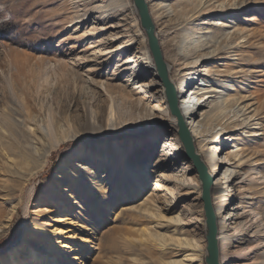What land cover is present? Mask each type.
I'll use <instances>...</instances> for the list:
<instances>
[{
    "label": "rangeland",
    "instance_id": "obj_1",
    "mask_svg": "<svg viewBox=\"0 0 264 264\" xmlns=\"http://www.w3.org/2000/svg\"><path fill=\"white\" fill-rule=\"evenodd\" d=\"M147 1L198 154L212 170L218 140L226 158L211 186L220 264H264V0ZM146 50L133 0H0V112L14 121H0V259L207 264L203 184Z\"/></svg>",
    "mask_w": 264,
    "mask_h": 264
},
{
    "label": "water",
    "instance_id": "obj_2",
    "mask_svg": "<svg viewBox=\"0 0 264 264\" xmlns=\"http://www.w3.org/2000/svg\"><path fill=\"white\" fill-rule=\"evenodd\" d=\"M133 2L139 14L141 26L146 31L149 48L152 52L159 77L166 88V95L172 115L178 120L179 138L185 148L187 157L193 162L203 184V200L205 203L208 230V256L206 258V262L207 264H220L219 228L210 192L213 179L209 175L208 168L202 161L201 156L196 151L193 136L187 128V125L181 114L179 108V99L177 97L174 84L169 79L168 65L163 57L159 38L156 34V27L149 10V4L147 0H133Z\"/></svg>",
    "mask_w": 264,
    "mask_h": 264
},
{
    "label": "bare ground",
    "instance_id": "obj_3",
    "mask_svg": "<svg viewBox=\"0 0 264 264\" xmlns=\"http://www.w3.org/2000/svg\"><path fill=\"white\" fill-rule=\"evenodd\" d=\"M148 2V1H147ZM199 4H200V2L197 0V1H193V6L192 7H194V8H196L197 6H199ZM150 8V7H149ZM185 9H186V7H183V9H182V14L183 13H187L186 11H185ZM150 10V9H149ZM185 11V12H184ZM151 13V12H150ZM80 19H77V22L79 21ZM105 51H106V54H109L110 53V51H109V49H105ZM193 54H195L196 56H195V59H199L200 57H202V56H206L207 55V53H205V54H200V52L198 51V52H196V51H194L193 52ZM145 55L147 56L146 57V59H151L152 58V55H151V53H150V51L149 50H146L145 51ZM126 62H132V59H131V57H127L126 59H124ZM196 66H198V68L200 69V67L202 66L201 64H197ZM173 69V67L171 68V65H169L168 64V73H169V79L172 81L173 80V76H171V70ZM185 74H187V71L185 70V71H183V72H181V75H185ZM197 74H199V72H197L196 73V75ZM195 79V78H194ZM175 83H177V85H181V84H183V82L182 81H179V82H177V80H175ZM183 86V85H182ZM175 88V90H176V94H177V97H179V95L181 94V92L184 90L183 88H182V90H179V87H174ZM216 91H217V89H215ZM201 92H202V90H194V96H193V98H196L198 95L197 94H201ZM7 94V93H6ZM3 97H7L8 99H11V98H9V94H7V95H4ZM18 97V96H17ZM203 97H205V96H203ZM192 98V99H193ZM200 98H202V97H200ZM163 99H164V103L165 104H162L161 106H167V107H170L169 106V102H168V99H167V95L165 96H163ZM190 100V102H192V103H194V105L196 106L198 103H199V99H197V102H195L194 100ZM163 101V100H162ZM27 103V102H26ZM29 104V103H28ZM31 104V103H30ZM154 104H156V103H154ZM1 105V104H0ZM159 106H156V105H154V107L152 108V110H154L155 108H158ZM179 108H180V111H181V114L182 115H184L186 112H187V110H188V108H187V106H184V107H182L181 105H179ZM196 112H199V111H196ZM28 115L31 117L32 116V113H30V110L28 111ZM199 115H200V112H199ZM0 116H2V117H0V121H2L3 123H5L6 125H8L9 126V128H11L12 127V124H13V112H12V110L11 111H8L7 113H5V112H0ZM196 113H194V114H192L191 116H190V119H192V122L193 121H195V119H196ZM174 118H176L175 116H174ZM205 118H206V123H207V125H209V128H204L203 129V131H206V132H211L212 131V124H210V121L213 123V117L211 116V113H209V114H207L206 116H205ZM197 122H199V120H197ZM113 123L111 122L110 123V127H111V129L112 130H114L115 129V127H114V125H112ZM201 124V123H200ZM186 125H187V128L189 129V131L191 132V135L192 136H195V134L196 135H199L200 134V132H198L199 130H197V128H196V126L192 123H189V121H187L186 122ZM1 129H2V127H1ZM116 130V129H115ZM11 131H13V129H11ZM194 139V138H193ZM217 141L218 140H216L215 142H216V145H215V148L216 149H218L219 150V144H217ZM59 144V140L58 141H54L53 142V145L52 146H57ZM194 144H195V148H196V151H197V153H198V143L196 142V140L194 141ZM217 150V152H211V151H209V150H206L205 151V157L208 159V161L212 164V170H210L209 171V175L212 177V184H213V181H214V179L217 177V175H220L221 174V168H220V165H221V163H223L224 162V160L226 159L225 157H223V155H222V152H220L219 153V151ZM154 186H155V190H158L160 187H162L163 185H162V183H161V180H156L155 181V183H154ZM212 186V185H211ZM231 185H228L227 186V188H228V191H227V193H226V195L223 197V200H222V202H221V205L222 204H226L229 200H230V198L232 197V191H231ZM63 190L66 192L67 191V194L66 195H68V193H69V190H67V187H64L63 188ZM32 191L33 190H31L30 191V194H29V203H30V199H31V196H32ZM210 192H211V188H210ZM217 206H219V205H217ZM28 207H29V205H27V209H28ZM217 211V210H216ZM216 213V212H215ZM12 215V214H11ZM11 215H9V219H8V221H10L11 219H12V216ZM61 218H65V219H62L63 221H69V220H72L71 219V217H68V215H65L64 217H61ZM0 231H1V228H0ZM153 237L154 238H156L157 240H160L159 239V237L158 236H156V235H153ZM177 243H179V244H189L187 241H183V240H181V241H177ZM57 245L58 246H60V247H63V246H66V247H69L70 249H73L74 247H72V246H70L68 243H65V242H63V241H58V243H57ZM44 248V247H43ZM45 251H51L52 252V250L51 249H48L47 248V250H45ZM20 253H22L21 252V250H20V248L18 249V248H16L15 249V251L14 252H9L8 254H6V255H4L3 257H1V259H0V262H2V264H24L23 262H22V259H21V257H20ZM47 257V256H46ZM27 259H29L30 260V264L32 263V264H34V263H36V262H39V261H41V259L43 258V257H39V256H37L36 255V253L32 250V249H30V251H29V253L27 254V257H26ZM47 258H49V259H51V264H60L59 263V259L55 256V255H53L52 253L51 254H49L48 255V257ZM223 261H224V263H221V264H226L227 263V259H223ZM27 264H29V263H27Z\"/></svg>",
    "mask_w": 264,
    "mask_h": 264
}]
</instances>
